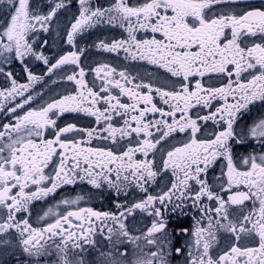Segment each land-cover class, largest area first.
Listing matches in <instances>:
<instances>
[{"label": "snow or ice", "instance_id": "snow-or-ice-1", "mask_svg": "<svg viewBox=\"0 0 264 264\" xmlns=\"http://www.w3.org/2000/svg\"><path fill=\"white\" fill-rule=\"evenodd\" d=\"M0 264H264V0H0Z\"/></svg>", "mask_w": 264, "mask_h": 264}]
</instances>
